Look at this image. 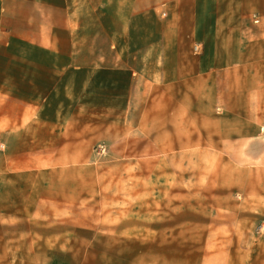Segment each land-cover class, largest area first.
<instances>
[{
  "label": "crops",
  "instance_id": "crops-1",
  "mask_svg": "<svg viewBox=\"0 0 264 264\" xmlns=\"http://www.w3.org/2000/svg\"><path fill=\"white\" fill-rule=\"evenodd\" d=\"M93 134L264 158V0H0V204Z\"/></svg>",
  "mask_w": 264,
  "mask_h": 264
},
{
  "label": "rangeland",
  "instance_id": "rangeland-1",
  "mask_svg": "<svg viewBox=\"0 0 264 264\" xmlns=\"http://www.w3.org/2000/svg\"><path fill=\"white\" fill-rule=\"evenodd\" d=\"M116 137L44 154V186L0 204V264H264L259 144L227 164L209 144L185 155L150 134Z\"/></svg>",
  "mask_w": 264,
  "mask_h": 264
},
{
  "label": "built area",
  "instance_id": "built-area-1",
  "mask_svg": "<svg viewBox=\"0 0 264 264\" xmlns=\"http://www.w3.org/2000/svg\"><path fill=\"white\" fill-rule=\"evenodd\" d=\"M193 49H194L195 51H198V50H199V46H198V45H194Z\"/></svg>",
  "mask_w": 264,
  "mask_h": 264
}]
</instances>
